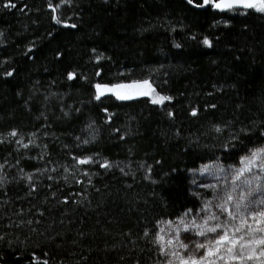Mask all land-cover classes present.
Segmentation results:
<instances>
[{"label":"trees","instance_id":"obj_1","mask_svg":"<svg viewBox=\"0 0 264 264\" xmlns=\"http://www.w3.org/2000/svg\"><path fill=\"white\" fill-rule=\"evenodd\" d=\"M208 1L0 0V264H167L191 172L264 148V13ZM138 81L163 104L101 93Z\"/></svg>","mask_w":264,"mask_h":264},{"label":"rangeland","instance_id":"obj_2","mask_svg":"<svg viewBox=\"0 0 264 264\" xmlns=\"http://www.w3.org/2000/svg\"><path fill=\"white\" fill-rule=\"evenodd\" d=\"M241 1L240 6L264 13V0ZM211 6L220 10L234 6V3L231 0H222L219 3L212 2ZM101 93H112L122 100L144 97L155 105L164 102V97L147 81L105 86L101 88ZM191 176L195 192L201 195L208 192L211 198H207V205L204 204L200 212L187 214L160 226L158 245L167 259V264H238L240 259L249 260L251 264H264V225L262 229L257 224L246 225L249 229L247 230L234 217L235 210L257 204V198L261 197L264 148L255 151L237 167L225 168L219 164H207L192 171ZM195 231H200L201 235L203 232L213 235L206 251L190 245L188 238ZM251 253L253 256L249 257Z\"/></svg>","mask_w":264,"mask_h":264},{"label":"water","instance_id":"obj_3","mask_svg":"<svg viewBox=\"0 0 264 264\" xmlns=\"http://www.w3.org/2000/svg\"><path fill=\"white\" fill-rule=\"evenodd\" d=\"M186 4H188L190 7L196 9V10H206L209 6V1L208 0H203L202 4L200 5H195L193 4L190 0H182Z\"/></svg>","mask_w":264,"mask_h":264},{"label":"flooded vegetation","instance_id":"obj_4","mask_svg":"<svg viewBox=\"0 0 264 264\" xmlns=\"http://www.w3.org/2000/svg\"><path fill=\"white\" fill-rule=\"evenodd\" d=\"M231 1H233L234 6H238L239 7L241 5V3H240L241 0H231Z\"/></svg>","mask_w":264,"mask_h":264}]
</instances>
